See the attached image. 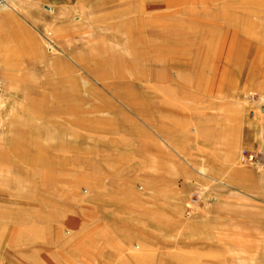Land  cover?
Here are the masks:
<instances>
[{
    "label": "rangeland",
    "instance_id": "obj_1",
    "mask_svg": "<svg viewBox=\"0 0 264 264\" xmlns=\"http://www.w3.org/2000/svg\"><path fill=\"white\" fill-rule=\"evenodd\" d=\"M13 11L0 264H264V206L215 220L220 154L264 162V0L43 1L31 32Z\"/></svg>",
    "mask_w": 264,
    "mask_h": 264
},
{
    "label": "crops",
    "instance_id": "obj_2",
    "mask_svg": "<svg viewBox=\"0 0 264 264\" xmlns=\"http://www.w3.org/2000/svg\"><path fill=\"white\" fill-rule=\"evenodd\" d=\"M43 1H49L58 6L63 1L71 2L74 0H15L16 12L10 13L11 17L16 21L14 29L18 28L21 31L31 32L30 24L42 25ZM245 13L244 11L242 14L245 15ZM0 19L2 31L11 30L10 26L2 21V16H0ZM250 138L248 141L249 145L258 147L256 135L252 133ZM232 144L234 145L235 143ZM249 145L247 144V146ZM222 153L220 158L215 161V177L220 178L229 187V190L225 192L223 184L220 185V192L216 202L220 205H225L223 209L229 212H216V224L223 223L224 215L229 214V216H232L236 215V211H248L252 212V214L248 215L253 216L256 207L264 206V162L258 166L239 165L234 162L236 149L228 150L225 154Z\"/></svg>",
    "mask_w": 264,
    "mask_h": 264
},
{
    "label": "built area",
    "instance_id": "obj_3",
    "mask_svg": "<svg viewBox=\"0 0 264 264\" xmlns=\"http://www.w3.org/2000/svg\"><path fill=\"white\" fill-rule=\"evenodd\" d=\"M8 0H0V5L7 3ZM0 85H1V80H0ZM249 158H251V155H249Z\"/></svg>",
    "mask_w": 264,
    "mask_h": 264
}]
</instances>
